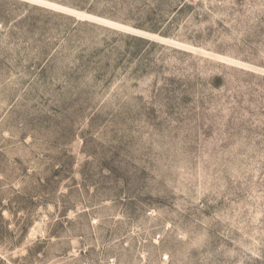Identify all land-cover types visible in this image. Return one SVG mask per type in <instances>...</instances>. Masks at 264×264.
<instances>
[{
	"label": "rangeland",
	"instance_id": "rangeland-1",
	"mask_svg": "<svg viewBox=\"0 0 264 264\" xmlns=\"http://www.w3.org/2000/svg\"><path fill=\"white\" fill-rule=\"evenodd\" d=\"M0 264H264V0H0Z\"/></svg>",
	"mask_w": 264,
	"mask_h": 264
}]
</instances>
